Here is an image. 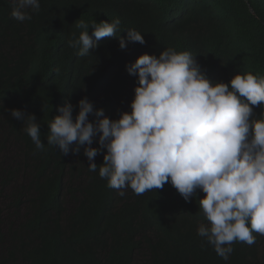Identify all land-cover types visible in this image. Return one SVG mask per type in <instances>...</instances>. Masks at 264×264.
I'll return each mask as SVG.
<instances>
[{
    "label": "trees",
    "instance_id": "1",
    "mask_svg": "<svg viewBox=\"0 0 264 264\" xmlns=\"http://www.w3.org/2000/svg\"><path fill=\"white\" fill-rule=\"evenodd\" d=\"M11 12L12 0H0V154L13 153L0 166V264H264V236L254 233L251 246L235 243L225 261L197 234L208 223L199 211L202 191L190 203L171 183L121 196L99 176L104 153L90 172L83 146L65 156L47 145V124L67 102L74 118L84 97L112 119L130 112L137 78L126 65L144 53L190 51L213 82L244 72L264 76V0H41L31 20L19 22ZM116 17L146 43L121 50L116 37H104L85 57L68 47L82 31L79 20ZM11 109L36 115L43 151ZM7 211L13 222L4 227Z\"/></svg>",
    "mask_w": 264,
    "mask_h": 264
},
{
    "label": "clouds",
    "instance_id": "2",
    "mask_svg": "<svg viewBox=\"0 0 264 264\" xmlns=\"http://www.w3.org/2000/svg\"><path fill=\"white\" fill-rule=\"evenodd\" d=\"M40 9L41 0H12L11 16L23 22ZM76 27L82 31L71 35L68 47L78 57L92 53L104 37H116L121 50L146 43L140 31L122 30L119 17L79 20ZM126 71L137 78L130 112L112 119L84 97L74 118V105L67 102L47 124V145L65 156L78 155L83 146L90 172L104 153L99 176L121 196L128 188L142 195L171 183L190 203L202 191L199 211L208 223L197 234L225 261L235 243L253 245L254 233L264 236V113H254V106L264 107V76L244 72L230 82H213L195 55L172 47L159 56L140 55ZM10 114L43 151L36 115L21 109ZM97 137L99 146L93 147Z\"/></svg>",
    "mask_w": 264,
    "mask_h": 264
},
{
    "label": "rangeland",
    "instance_id": "3",
    "mask_svg": "<svg viewBox=\"0 0 264 264\" xmlns=\"http://www.w3.org/2000/svg\"><path fill=\"white\" fill-rule=\"evenodd\" d=\"M13 159V153L11 151H8L6 153H1L0 154V166L4 163V164H7L10 162V160ZM10 190V189H9ZM9 194V193H8ZM1 204L3 205L5 203L6 205V199L4 198H1ZM5 200V201H4ZM23 214H25L26 212V209H23ZM8 213L4 212V222H3V226L6 227V226H9L10 222H13L12 221V216L14 214H11V212L7 211ZM13 212V211H12ZM8 214L10 215L8 217ZM23 214H17L16 215V220L17 222L18 221H22V219L24 218Z\"/></svg>",
    "mask_w": 264,
    "mask_h": 264
}]
</instances>
